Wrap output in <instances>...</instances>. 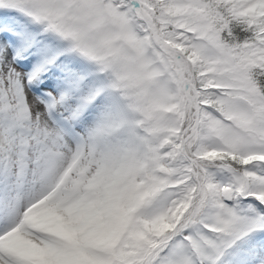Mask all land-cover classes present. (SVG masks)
Masks as SVG:
<instances>
[{"label": "snow or ice", "instance_id": "6c2138e0", "mask_svg": "<svg viewBox=\"0 0 264 264\" xmlns=\"http://www.w3.org/2000/svg\"><path fill=\"white\" fill-rule=\"evenodd\" d=\"M0 264H264V0H0Z\"/></svg>", "mask_w": 264, "mask_h": 264}]
</instances>
